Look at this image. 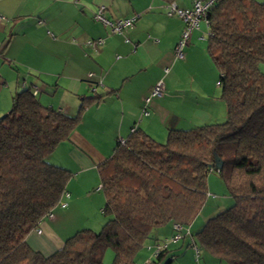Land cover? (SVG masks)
<instances>
[{
    "label": "trees",
    "instance_id": "obj_1",
    "mask_svg": "<svg viewBox=\"0 0 264 264\" xmlns=\"http://www.w3.org/2000/svg\"><path fill=\"white\" fill-rule=\"evenodd\" d=\"M206 20L205 50L219 72L225 120L168 128L164 142L132 127L97 167L103 225L77 230L47 256L31 248L26 235L57 205L71 176L47 158L77 127L84 106L103 96L81 97L70 116L42 105L29 86L13 93L0 117V264H104L108 248L111 264H136L156 229L172 223L173 230L174 224L189 230L210 172L232 204L182 239L194 236L225 264H264V0H216ZM167 252L149 264H161Z\"/></svg>",
    "mask_w": 264,
    "mask_h": 264
},
{
    "label": "crops",
    "instance_id": "obj_2",
    "mask_svg": "<svg viewBox=\"0 0 264 264\" xmlns=\"http://www.w3.org/2000/svg\"><path fill=\"white\" fill-rule=\"evenodd\" d=\"M171 2L182 9L192 5V0ZM166 4L161 0H0V61L20 67V90L35 86L36 96L49 91L51 97L39 98V102L70 116L77 112L81 97L103 96L84 106L77 127L47 158L71 176L61 199L65 205L52 208L51 217L41 219L26 235L30 247L45 256L77 230L101 228L105 199L98 188L97 167L112 153L116 140L124 139L132 127L161 142L168 128L213 123L219 121L217 116L224 117L223 104L212 101L200 88H185L189 78L193 85L198 84L197 73L185 79L174 70L180 65L174 46L183 22L176 15H166ZM98 6H104L105 15L113 20L135 14L139 17L121 34H112L92 18ZM207 33V25L200 21L183 47L182 65L208 62ZM97 38L102 44H86L88 39ZM168 65H172V72L164 71ZM13 77L7 72L0 74V115L9 109L13 93L19 91L10 85ZM159 80L163 81L164 95L150 106L148 103L144 115L143 99ZM219 207L211 209L212 213ZM173 233L172 223H168L156 229L146 244ZM187 240L190 246L192 237ZM146 246L136 263L153 258Z\"/></svg>",
    "mask_w": 264,
    "mask_h": 264
},
{
    "label": "rangeland",
    "instance_id": "obj_3",
    "mask_svg": "<svg viewBox=\"0 0 264 264\" xmlns=\"http://www.w3.org/2000/svg\"><path fill=\"white\" fill-rule=\"evenodd\" d=\"M183 59H178V63L180 65L174 66V70L178 69V73L179 75H183V77H185V79H188L189 77H193L194 75L200 76L199 82L194 83V85L192 84V81L190 80V78L186 81L185 80V88H190L195 87V90L199 91V88L202 91H205L207 93V95H209L211 97V99H213L212 101H218L219 103H221V105H224V117L222 116H217L219 121H213V123H220L223 122L226 118V108H225V102L222 98H220V86L217 83V80L219 79V72L217 71V69L215 68V66L212 64V62L210 61V59L208 60V62H206V64H203L202 62H200V64L197 63H192V64H186V65H182L183 64ZM3 64L0 68V74L2 72H7L8 75H13L14 77L12 78V82L10 85L15 86L16 89L20 90V67L18 65L15 66L14 63H10V62H1L0 61V65ZM169 71L171 70L172 72V65H168L166 67ZM259 68L262 72H264V62H261L259 64ZM197 73V74H196ZM196 78V77H195ZM5 81L4 82H9V79L4 78ZM163 79V78H162ZM1 79H0V87L2 85L1 83ZM201 86V87H197V86ZM52 91V90H51ZM51 97L50 92L48 91L47 93H39V95H37L36 97L38 98H43L44 97ZM154 99H158V97H152L150 102H149V106L150 103L154 100ZM217 102V103H218ZM148 106V107H149ZM148 111V108H147ZM4 114V113H2ZM1 114V115H2ZM0 115V116H1ZM203 122L199 123L198 125L193 123L194 125H188V124H184L183 127L178 128V129H189V128H193L196 126H200L202 125ZM212 123V121L210 122ZM204 124V123H203ZM166 139V137H165ZM165 139L161 142H164ZM160 142V141H159ZM206 184H207V196L205 199V202L199 212V216L196 220V222L193 221L192 223V234L195 232V230H197V228H200L201 224H203V222H205V220L208 218V216H212L215 213H212L213 208L217 206H220L218 209V211L228 207L230 204H232V199L231 197L227 194L226 189L224 187V185L222 184L219 176L217 173L215 172H210L207 176V180H206ZM217 211V212H218ZM216 212V211H215ZM212 214V215H210ZM100 227H98L96 230H98ZM162 228V227H160ZM188 236L186 238H183L182 240L178 241V242H174L173 244L170 245L171 249L168 252V255L165 257V259L161 262V264H164L165 260L169 257L173 255V259L170 262V264H225L224 262H221L219 260H217L216 258L212 257L210 254H208L205 250H203L200 246H198L195 237L193 236V240L191 241V245H187L188 243ZM195 244V245H193ZM194 246L196 248H198L199 251V259L198 261H196L195 259V250H194ZM143 251V247L139 250L138 254L139 255L141 252ZM113 259V251L108 248L106 249V251L104 252V256H103V263L104 264H111ZM136 264H141V263H136ZM144 264V262L142 263Z\"/></svg>",
    "mask_w": 264,
    "mask_h": 264
},
{
    "label": "built area",
    "instance_id": "obj_4",
    "mask_svg": "<svg viewBox=\"0 0 264 264\" xmlns=\"http://www.w3.org/2000/svg\"><path fill=\"white\" fill-rule=\"evenodd\" d=\"M215 1L216 0H192L191 7L186 9L179 8L174 2H169L166 4V15L167 16L176 15L180 17V19L183 22V30L181 36L174 46L175 59L177 60L183 59V47L186 45L191 31L198 27L199 22L203 20L207 25L206 13ZM138 17L139 15L135 14L131 17L118 18L113 20L105 15L104 6H98L92 15V18L96 22L101 23L112 34H121L127 27L133 25L138 19ZM102 42L103 40L101 38L88 39L86 41V44L89 46H94V45H100L102 44ZM164 71L167 72L168 69L165 68ZM29 89L33 95L37 94V88L35 86H30ZM163 95H164L163 81L159 80L151 89L150 94L143 99L142 113L144 115H147L148 113L147 105L152 97H161ZM130 131H133V128H131ZM119 140L120 142H123V139H119ZM98 188H101V185H98ZM61 199L58 201L57 205L64 206L65 203L62 202ZM46 217H51V212L47 213ZM174 230L175 232L171 236L146 246L147 249L151 250L152 257L157 256L160 252L166 250L168 245L181 240L184 234L189 233L188 228H183L180 224H174ZM194 250H195V259L197 261L199 258V251L196 247H194ZM150 261L151 259L148 258L144 261V264H149Z\"/></svg>",
    "mask_w": 264,
    "mask_h": 264
},
{
    "label": "water",
    "instance_id": "obj_5",
    "mask_svg": "<svg viewBox=\"0 0 264 264\" xmlns=\"http://www.w3.org/2000/svg\"><path fill=\"white\" fill-rule=\"evenodd\" d=\"M4 115L2 114L0 117H3ZM216 158V163H215V168L220 169L222 167V162L219 160L218 157Z\"/></svg>",
    "mask_w": 264,
    "mask_h": 264
}]
</instances>
